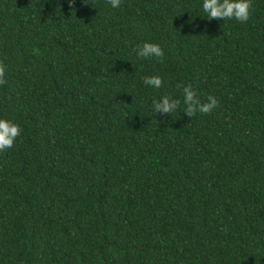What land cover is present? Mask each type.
<instances>
[{"label": "trees", "instance_id": "16d2710c", "mask_svg": "<svg viewBox=\"0 0 264 264\" xmlns=\"http://www.w3.org/2000/svg\"><path fill=\"white\" fill-rule=\"evenodd\" d=\"M0 0V264H264V0ZM158 43L164 61L136 49ZM160 76L159 88L143 83ZM211 113H184L182 88ZM181 101L170 115L153 99Z\"/></svg>", "mask_w": 264, "mask_h": 264}, {"label": "clouds", "instance_id": "9594fccd", "mask_svg": "<svg viewBox=\"0 0 264 264\" xmlns=\"http://www.w3.org/2000/svg\"><path fill=\"white\" fill-rule=\"evenodd\" d=\"M74 3V0H69ZM113 8L120 7L121 0H108ZM203 10L207 13L208 19L232 20L246 23L250 19L253 8L252 0H203ZM139 58L155 57L159 62L164 61V51L158 43L145 42L136 50ZM7 66L0 61V85L6 84ZM143 83L146 86L159 89L164 81L160 76L145 77ZM177 89L182 88L183 104L185 105L184 113L190 119L198 112L202 114L211 113L218 107L219 101L215 96L209 95L207 102H202L197 91L191 84H177ZM181 101L173 99L167 95L160 99H153L152 107L155 113L170 115L178 109ZM23 129L12 120L0 118V152H4L14 146L16 138L19 137Z\"/></svg>", "mask_w": 264, "mask_h": 264}]
</instances>
